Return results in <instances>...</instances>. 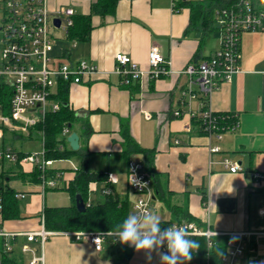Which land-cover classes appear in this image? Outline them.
<instances>
[{
	"label": "crops",
	"instance_id": "obj_1",
	"mask_svg": "<svg viewBox=\"0 0 264 264\" xmlns=\"http://www.w3.org/2000/svg\"><path fill=\"white\" fill-rule=\"evenodd\" d=\"M93 1L47 0V6L52 12L69 6L74 14H88ZM91 24L87 39L55 37L51 51L58 61L84 59L98 67L68 89V103L76 115L71 131L78 134V148L89 152V168L116 177L111 185L120 197L127 195L130 216H135L136 194L126 178L128 159L121 156V129L127 125L137 143L155 148L154 167L172 202L186 209L202 228L208 225L219 235L245 233L242 261L264 264V30L240 34L238 71L229 81L221 82L207 99L211 111L231 114L237 127L220 137H209L192 125V117L202 109L204 99L195 84L190 86L194 96L184 95L188 76L182 70L189 63L207 58L219 46L218 37L202 35L199 25L189 26V10L174 11L171 0H118L113 14H94ZM152 46L169 59L171 72L157 78L145 73L137 81L122 84L114 69L115 54L123 53L142 70H148ZM14 139L20 140L16 151L21 153L39 148L36 133ZM211 145L219 146L220 151L210 155ZM223 157L235 161L239 170L224 169L220 163ZM71 159H58L69 165L49 166L56 170L54 188L42 190L39 182L14 178L19 183L13 189L24 197L19 198L18 218L2 217L8 231L38 230L44 206L70 204L68 193H57L61 194L75 175L77 167ZM129 159L143 162L139 154ZM21 166L25 173L33 168L27 163ZM122 181L124 191L118 186ZM103 185L89 183L91 196L96 193L95 200L103 199ZM203 189L206 204L202 202ZM150 206V215L138 222L141 232H147L150 217H157L160 222L172 218L156 194ZM52 232L43 246V264H160V255L167 252L166 241L157 244L149 259V254L127 244L104 240L102 249L96 250L87 240L74 239L71 231Z\"/></svg>",
	"mask_w": 264,
	"mask_h": 264
},
{
	"label": "built area",
	"instance_id": "obj_2",
	"mask_svg": "<svg viewBox=\"0 0 264 264\" xmlns=\"http://www.w3.org/2000/svg\"><path fill=\"white\" fill-rule=\"evenodd\" d=\"M171 0V6L176 11V2ZM187 1V0H186ZM74 10L69 6H60L50 11L47 0H0V33L2 48L0 51V87L11 90L9 97V112H3L0 104V167L2 162L27 163L39 170V184L45 188L56 187L55 177L46 175L51 165V159H46L44 148V132L37 126L48 112L59 109V102L54 97L59 81L79 83L82 77L97 71V66L84 60L58 61L51 51L55 40L51 28L61 29L65 34L73 24ZM59 18V25L53 22ZM215 19L219 25V46L205 59L189 63L182 70L188 76V88L184 93L193 97L190 86L195 84L202 94L205 106L202 111L203 130L209 136L220 137L221 133L233 130L238 122L231 114L222 116L232 121L219 126L218 115H214L208 106V96L219 88L221 82L229 81L238 71L239 37L243 31L264 30V8L256 7L250 0H240L237 7L222 8L215 11ZM115 71L121 76L122 84L137 81L143 74L151 78L168 75L171 70L169 59L163 56L156 46H152L148 55L149 69L142 70L129 56L116 53ZM2 93V91H0ZM5 94V93H4ZM148 116V115H147ZM234 118V119H233ZM187 128H189L187 126ZM5 133L14 137H27L36 133L39 137V148L19 155V151L4 142ZM63 135H68V129H62ZM178 141L176 140L175 143ZM220 151L219 146L211 145L209 154ZM224 169L231 172L239 170V165L227 157L220 161ZM255 176H258L255 173ZM126 178L130 189L136 194L133 204L134 215L138 222L151 213L150 203L154 198L151 179L144 170L143 162L128 159ZM116 177L107 173L106 182L115 183ZM104 188L103 193L109 192ZM16 198L24 197L21 192H15ZM206 204V200L203 202ZM3 201L0 195V255L1 253H19L23 264H43V246L52 231L44 227L43 213L40 215V227L35 231H8L2 219ZM184 227L192 236H204L208 244L210 237L217 236L208 228H202L193 220L174 222L169 227ZM165 228V229H167ZM165 229H161L163 232ZM109 233L95 231H71L74 239L87 240L96 250L102 249L103 241ZM245 233L227 234L226 252L221 256V264H245L242 259L246 250ZM188 237V238H189ZM1 264V260H0Z\"/></svg>",
	"mask_w": 264,
	"mask_h": 264
},
{
	"label": "trees",
	"instance_id": "obj_3",
	"mask_svg": "<svg viewBox=\"0 0 264 264\" xmlns=\"http://www.w3.org/2000/svg\"><path fill=\"white\" fill-rule=\"evenodd\" d=\"M256 7L264 8L261 0H250ZM118 0H94L90 6L88 14L75 13L72 16L73 24L68 27L67 39H87L92 28L91 16L94 14L106 15L113 14ZM240 0H178L176 2V11L182 8L189 10V26H200L202 35H212L218 37L219 25L215 19V11L218 9L237 7ZM130 84V83H129ZM69 82L59 81L56 86L54 97L60 106L57 111L48 112L43 121L37 126L44 132V148L46 159H71L80 157V164L75 170L73 179L68 183L65 190L67 191L70 204L67 206H44V227L49 231H95L109 233L105 240L112 244L120 243L116 234L126 217H130L131 206L126 196L120 197L113 189L110 183L106 182L107 172L93 171L88 166V150L78 148L72 150L66 140L67 135L62 134V129L66 127L68 134L73 129L76 115L68 103ZM126 85V84H125ZM128 85V84H127ZM0 104L3 106V112H9V97L11 90L4 86L0 87ZM5 93V94H4ZM205 103V102H204ZM192 117V125L198 126L199 130L204 133L202 122V111ZM218 115V124L222 126L232 121V117L226 120L222 116L229 113H213ZM234 119V118H233ZM68 124L70 126L68 127ZM86 134L89 133V127L86 125ZM122 150L121 156L129 159L134 154L143 157V166L145 172L151 179L154 195L170 211L172 218L167 221H161L160 229H165L174 222L182 220H192L186 209L174 204L171 200V194L162 189L160 185V173L154 167L155 148H146L137 143L130 135L128 126L121 129ZM19 155H23L19 152ZM1 163L0 176L6 178H28L34 183L40 181L39 170L36 166L30 173H25L19 163ZM56 170L48 168L46 175L55 177ZM3 182V181H2ZM97 182L104 184L101 188H109V192L103 193L102 200L90 199L89 183ZM15 190L8 185H0V195L3 201L2 217L4 219H16L20 216V201L15 197ZM80 196L85 204V210L79 211L76 208V196ZM202 202L206 200V190L202 191ZM113 230V231H110ZM190 239L196 240L200 244V249L193 253V257L187 264H221V256L226 252V240L228 236L217 235L211 236L208 244L204 236H192ZM1 264H23L22 256L19 253H1Z\"/></svg>",
	"mask_w": 264,
	"mask_h": 264
},
{
	"label": "clouds",
	"instance_id": "obj_4",
	"mask_svg": "<svg viewBox=\"0 0 264 264\" xmlns=\"http://www.w3.org/2000/svg\"><path fill=\"white\" fill-rule=\"evenodd\" d=\"M261 2L264 3V0ZM159 224L157 217H150L147 232H141L137 218L130 216L123 220L116 234L120 243L132 246L138 252L149 254V259L151 251L157 244L163 245L166 241L167 252L160 255V264H186L190 261L193 253L200 249L199 242L188 238L192 234L184 227H169L161 232Z\"/></svg>",
	"mask_w": 264,
	"mask_h": 264
},
{
	"label": "rangeland",
	"instance_id": "obj_5",
	"mask_svg": "<svg viewBox=\"0 0 264 264\" xmlns=\"http://www.w3.org/2000/svg\"><path fill=\"white\" fill-rule=\"evenodd\" d=\"M51 33L54 35V37H56V39H63L64 37H65V33L61 30V29H53V28H51ZM1 48H2V40H1V33H0V51H1ZM4 142L5 143H9L11 146H13L15 149H19V145H20V140L19 139H14V136L12 135V134H10V133H5V136H4ZM38 144H39V142H38ZM39 146V145H38ZM60 161H62V160H60ZM5 163H9L10 165L12 164V163H10V162H5ZM62 164H65V165H69L68 164V162H59V160H57V161H55V162H53L51 165L52 166H58V165H62ZM71 164H75L76 165V167H78L79 166V164H80V158L79 157H73L72 159H71ZM78 165V166H77ZM75 167V166H74ZM0 171H1V167H0ZM3 181V182H2ZM2 182V183H1ZM18 181H17V179H14V178H11V179H9V180H5L4 179V177H1L0 176V185L1 184H3L4 186L5 185H9L11 188H13V187H15V186H17L18 185ZM119 186V188H121V190L123 189V181L121 182V184H119L118 185ZM125 189H123L122 191H124ZM131 191V190H130ZM129 191V192H130ZM65 193H67L65 190H63V192L61 193V194H58L57 193V195H64L65 196ZM95 194L96 193H92V196H91V194H90V198L92 199V200H95ZM66 202H68V201H66ZM21 203H22V201H21ZM80 231V230H79Z\"/></svg>",
	"mask_w": 264,
	"mask_h": 264
},
{
	"label": "water",
	"instance_id": "obj_6",
	"mask_svg": "<svg viewBox=\"0 0 264 264\" xmlns=\"http://www.w3.org/2000/svg\"><path fill=\"white\" fill-rule=\"evenodd\" d=\"M53 22L56 26L59 25V18H54L53 19ZM70 126V124H68V127ZM78 134L75 132V131H71L67 136H66V140L70 146V148L72 150H76L78 149L79 147V143H78ZM75 205H76V208L79 210V211H84L85 210V204L82 200V198L78 195L76 196V201H75Z\"/></svg>",
	"mask_w": 264,
	"mask_h": 264
}]
</instances>
